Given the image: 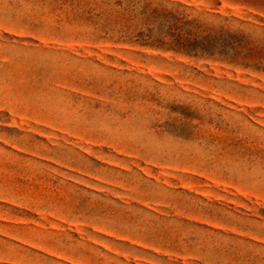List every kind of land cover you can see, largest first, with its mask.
I'll list each match as a JSON object with an SVG mask.
<instances>
[{"label":"rangeland","instance_id":"1","mask_svg":"<svg viewBox=\"0 0 264 264\" xmlns=\"http://www.w3.org/2000/svg\"><path fill=\"white\" fill-rule=\"evenodd\" d=\"M0 264H264V0H0Z\"/></svg>","mask_w":264,"mask_h":264}]
</instances>
